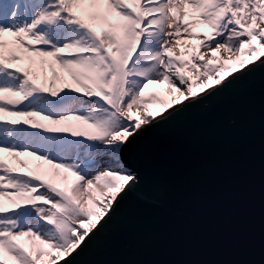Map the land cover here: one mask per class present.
I'll return each mask as SVG.
<instances>
[{
	"label": "snow or ice",
	"instance_id": "snow-or-ice-1",
	"mask_svg": "<svg viewBox=\"0 0 264 264\" xmlns=\"http://www.w3.org/2000/svg\"><path fill=\"white\" fill-rule=\"evenodd\" d=\"M256 78L264 0H0V264H77L140 143Z\"/></svg>",
	"mask_w": 264,
	"mask_h": 264
},
{
	"label": "water",
	"instance_id": "water-1",
	"mask_svg": "<svg viewBox=\"0 0 264 264\" xmlns=\"http://www.w3.org/2000/svg\"><path fill=\"white\" fill-rule=\"evenodd\" d=\"M141 181L77 264H264L258 78L144 139Z\"/></svg>",
	"mask_w": 264,
	"mask_h": 264
},
{
	"label": "rangeland",
	"instance_id": "rangeland-1",
	"mask_svg": "<svg viewBox=\"0 0 264 264\" xmlns=\"http://www.w3.org/2000/svg\"><path fill=\"white\" fill-rule=\"evenodd\" d=\"M149 107H151V108L158 107V103L156 101H151V102H149Z\"/></svg>",
	"mask_w": 264,
	"mask_h": 264
}]
</instances>
